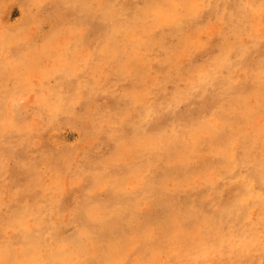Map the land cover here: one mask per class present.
<instances>
[{
  "label": "rangeland",
  "instance_id": "374dc122",
  "mask_svg": "<svg viewBox=\"0 0 264 264\" xmlns=\"http://www.w3.org/2000/svg\"><path fill=\"white\" fill-rule=\"evenodd\" d=\"M0 264H264V0H0Z\"/></svg>",
  "mask_w": 264,
  "mask_h": 264
}]
</instances>
